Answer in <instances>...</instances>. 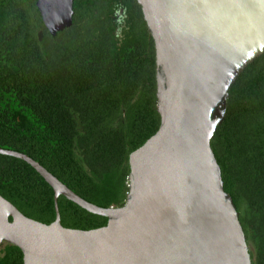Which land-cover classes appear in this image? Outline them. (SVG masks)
<instances>
[{"label": "trees", "instance_id": "1", "mask_svg": "<svg viewBox=\"0 0 264 264\" xmlns=\"http://www.w3.org/2000/svg\"><path fill=\"white\" fill-rule=\"evenodd\" d=\"M73 9L54 36L37 0H0V147L98 206L122 207L129 156L161 123L155 43L137 0H74ZM211 146L252 264H264V53L232 83ZM0 194L30 218H56L53 187L23 159L0 153ZM58 205L65 227L108 222L64 195ZM0 264H23L22 250L1 243Z\"/></svg>", "mask_w": 264, "mask_h": 264}, {"label": "water", "instance_id": "2", "mask_svg": "<svg viewBox=\"0 0 264 264\" xmlns=\"http://www.w3.org/2000/svg\"><path fill=\"white\" fill-rule=\"evenodd\" d=\"M156 52L161 123L129 156L122 207L98 206L29 155L54 189L56 218H30L0 194V244L23 264H252L239 213L225 191L211 140L237 76L264 53V0H137ZM74 0H37L52 35L70 27ZM108 218L84 230L62 225L58 197Z\"/></svg>", "mask_w": 264, "mask_h": 264}]
</instances>
